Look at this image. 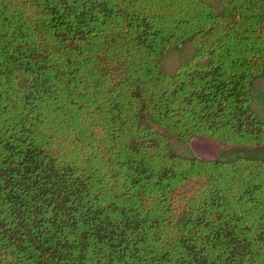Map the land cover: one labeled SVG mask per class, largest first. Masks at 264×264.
<instances>
[{"label": "trees", "instance_id": "obj_1", "mask_svg": "<svg viewBox=\"0 0 264 264\" xmlns=\"http://www.w3.org/2000/svg\"><path fill=\"white\" fill-rule=\"evenodd\" d=\"M263 75L264 0H0V264H264V159L175 148L264 152Z\"/></svg>", "mask_w": 264, "mask_h": 264}, {"label": "rangeland", "instance_id": "obj_2", "mask_svg": "<svg viewBox=\"0 0 264 264\" xmlns=\"http://www.w3.org/2000/svg\"><path fill=\"white\" fill-rule=\"evenodd\" d=\"M210 2H215V0H207ZM194 52V48L191 44L185 43L181 46L172 48L169 50L165 56V70L169 74H173L178 67V65L183 62L184 60L190 58ZM255 90L253 92V104L252 108L256 112L258 110L259 115L264 119V114H262L257 107L258 103H260V97L259 94L256 95ZM259 98V99H258ZM257 105H256V100ZM257 109V110H256ZM176 150L183 155L186 156H207L210 158H220V157H228V155L224 156L225 154L222 151L229 152V154H232V158L239 155L240 153L242 154H250L255 157H260L264 159V152H252L249 150H244V149H235V148H225V149H219L216 146L212 145L205 139H200L197 142L190 144V145H180L177 144L175 146ZM240 152V153H239Z\"/></svg>", "mask_w": 264, "mask_h": 264}, {"label": "crops", "instance_id": "obj_3", "mask_svg": "<svg viewBox=\"0 0 264 264\" xmlns=\"http://www.w3.org/2000/svg\"><path fill=\"white\" fill-rule=\"evenodd\" d=\"M255 90H257L256 95L259 94L258 97L261 98L260 99L261 101L260 103H258L257 108L259 110L261 109L260 112L264 114V75L254 81L253 86H252V95ZM258 99L256 100V105H257ZM252 104H253V96H252ZM255 113L257 114L258 118L264 123V119H262V117L259 115L258 110Z\"/></svg>", "mask_w": 264, "mask_h": 264}]
</instances>
